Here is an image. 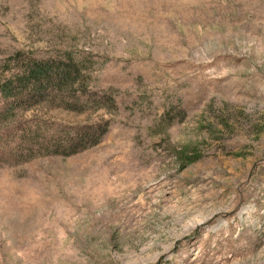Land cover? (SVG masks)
Listing matches in <instances>:
<instances>
[{"label": "rangeland", "instance_id": "374dc122", "mask_svg": "<svg viewBox=\"0 0 264 264\" xmlns=\"http://www.w3.org/2000/svg\"><path fill=\"white\" fill-rule=\"evenodd\" d=\"M65 51L86 95L15 125L109 130L0 154V264H264V0H0V79Z\"/></svg>", "mask_w": 264, "mask_h": 264}, {"label": "trees", "instance_id": "16d2710c", "mask_svg": "<svg viewBox=\"0 0 264 264\" xmlns=\"http://www.w3.org/2000/svg\"><path fill=\"white\" fill-rule=\"evenodd\" d=\"M13 67L0 79V127L6 130L0 137V154L4 162L21 164L48 155L71 156L101 142L109 130L106 122L59 125L52 129V124H47L49 121L40 119L44 122L43 130L48 132L45 137L38 129L15 125L14 119L20 110H29L44 102L55 103L61 97L76 96L79 89L86 95V63L79 57L67 51L47 57L18 52ZM62 103L68 108H76ZM50 132L54 133L49 135ZM36 142L40 147L35 152L31 143ZM46 142L48 144L44 145Z\"/></svg>", "mask_w": 264, "mask_h": 264}]
</instances>
